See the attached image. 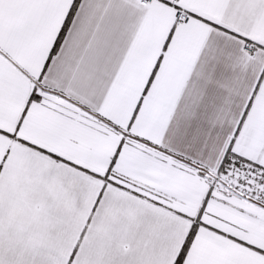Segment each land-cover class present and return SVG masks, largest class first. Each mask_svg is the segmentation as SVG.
Segmentation results:
<instances>
[{
  "label": "snow or ice",
  "instance_id": "6c2138e0",
  "mask_svg": "<svg viewBox=\"0 0 264 264\" xmlns=\"http://www.w3.org/2000/svg\"><path fill=\"white\" fill-rule=\"evenodd\" d=\"M0 264H264V0H0Z\"/></svg>",
  "mask_w": 264,
  "mask_h": 264
}]
</instances>
